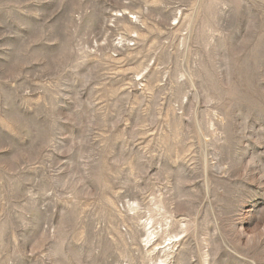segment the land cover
Listing matches in <instances>:
<instances>
[{
	"label": "rangeland",
	"instance_id": "1",
	"mask_svg": "<svg viewBox=\"0 0 264 264\" xmlns=\"http://www.w3.org/2000/svg\"><path fill=\"white\" fill-rule=\"evenodd\" d=\"M0 264H264V0H0Z\"/></svg>",
	"mask_w": 264,
	"mask_h": 264
}]
</instances>
